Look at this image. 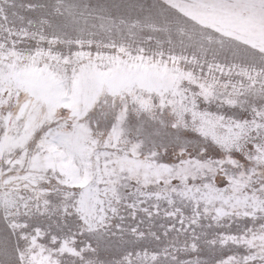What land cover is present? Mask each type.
Returning a JSON list of instances; mask_svg holds the SVG:
<instances>
[{"label": "snow or ice", "instance_id": "obj_1", "mask_svg": "<svg viewBox=\"0 0 264 264\" xmlns=\"http://www.w3.org/2000/svg\"><path fill=\"white\" fill-rule=\"evenodd\" d=\"M0 264H264V0H0Z\"/></svg>", "mask_w": 264, "mask_h": 264}]
</instances>
